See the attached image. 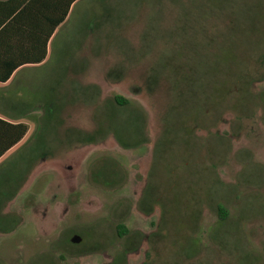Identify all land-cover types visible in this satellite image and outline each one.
<instances>
[{"label":"rangeland","instance_id":"rangeland-1","mask_svg":"<svg viewBox=\"0 0 264 264\" xmlns=\"http://www.w3.org/2000/svg\"><path fill=\"white\" fill-rule=\"evenodd\" d=\"M3 94L0 264H264V0H77Z\"/></svg>","mask_w":264,"mask_h":264},{"label":"trees","instance_id":"trees-1","mask_svg":"<svg viewBox=\"0 0 264 264\" xmlns=\"http://www.w3.org/2000/svg\"><path fill=\"white\" fill-rule=\"evenodd\" d=\"M77 0H0V81H8L22 65L42 62L48 54V44L70 13ZM126 101L117 97L118 103ZM47 120L45 119V122ZM100 129V138L86 139L83 144H93L105 137L106 130ZM28 126L23 122H13L0 117V159L27 134ZM88 135V134H86ZM43 142H46L44 140ZM46 154L42 149V154ZM109 167L107 166V171ZM106 171V172H107ZM105 172V174H106ZM107 174L111 175L112 171ZM107 174L100 183L106 184ZM96 177H100L97 173ZM103 180V181H102ZM17 182L9 177L0 179V232H9L2 221L9 214H2L3 204L11 200L18 192ZM220 218L226 219L228 211L219 205ZM10 221V220H9ZM120 236L131 230L124 224L118 226Z\"/></svg>","mask_w":264,"mask_h":264},{"label":"crops","instance_id":"crops-1","mask_svg":"<svg viewBox=\"0 0 264 264\" xmlns=\"http://www.w3.org/2000/svg\"><path fill=\"white\" fill-rule=\"evenodd\" d=\"M54 36V35H53ZM53 36H52V38H53ZM52 38L50 39V41H49V44H48V54H49V46H50V44H51V40H52ZM48 54H47V56H48ZM47 58V57H46ZM45 58V59H46ZM44 59V60H45ZM44 60L42 61V63L44 62ZM41 62H39V64H42ZM35 64H37V63H28V64H25V65H22L21 67H19L14 73H13V75L11 76V78L8 80V81H6V82H1L0 81V84H6V83H9V82H11L13 79H15V76L17 75V73L21 70V69H23L24 67H29V66H33V65H35ZM3 99H5V95L3 94L2 96H0V100H3ZM0 117H2V118H4V119H7V120H10V121H13V122H18L17 120H15V119H13V118H15V117H11V116H9V115H7V114H5V113H3V112H0ZM14 147H16V145L14 146ZM13 147V148H14ZM12 149V148H11ZM10 149V150H11Z\"/></svg>","mask_w":264,"mask_h":264},{"label":"water","instance_id":"water-1","mask_svg":"<svg viewBox=\"0 0 264 264\" xmlns=\"http://www.w3.org/2000/svg\"><path fill=\"white\" fill-rule=\"evenodd\" d=\"M71 241H72V242H80V241H81V237L78 236V235H74V236L71 238Z\"/></svg>","mask_w":264,"mask_h":264}]
</instances>
